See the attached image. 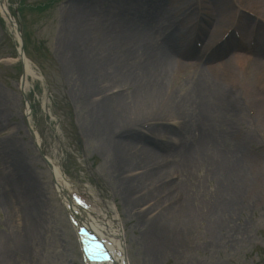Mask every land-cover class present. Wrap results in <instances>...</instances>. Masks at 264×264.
<instances>
[{
	"label": "rangeland",
	"instance_id": "rangeland-1",
	"mask_svg": "<svg viewBox=\"0 0 264 264\" xmlns=\"http://www.w3.org/2000/svg\"><path fill=\"white\" fill-rule=\"evenodd\" d=\"M2 1L14 17L24 45L27 44V56L36 73L27 79L26 94L32 105V114L27 118L25 100L20 90L21 63L12 41L10 24L0 14V120L3 121L0 130V264H81L76 235L68 222L53 177L29 135L28 120L39 136L44 154L68 176V183L72 187L88 186L97 192L111 216L119 215L127 231L133 264H264V121L259 120V109L264 107V80L259 76L253 78L251 72L246 71L248 62L264 66L263 58L246 54L249 47L253 49V44L254 47L259 46L264 40V22H261L263 18L257 20L244 14L243 9L264 16L262 10L251 6L246 0H229L228 6L233 9L231 17L223 32L214 39L215 43L220 41L226 31L233 27L231 22L234 20V31H238V37L243 39V44L239 41L234 47L245 51L235 53L234 59L243 68L239 70L251 76L246 85H230L229 90L235 94L230 106L234 117L224 120L225 125L221 127V131L228 134L216 137L207 134L208 140L201 139V134L194 135V131H200L194 125L196 122L188 127L186 139L179 130L172 132L173 121H179L185 110L183 107L181 112L180 105L174 102L167 105L170 111L162 109L148 116L158 118L166 115L167 120L162 121L165 123L162 128L155 126L152 128L153 134L146 135L151 127L144 122L137 126L142 130L141 134H129L130 131H125L134 127L128 125L120 131L122 134L107 138L112 141L108 147L103 144L104 141L98 142L99 139L96 140L87 128L92 113L91 99L82 89L80 76L68 74L60 60L58 36L59 33L63 34L62 37L65 34L64 17L68 14L70 17L71 10L76 8L79 0ZM116 1L117 4L115 0H100L99 4L106 11H113L114 15L122 9ZM119 2L124 8L125 0ZM193 3V25L199 20L201 27H197L196 32L204 28L207 41V34H211L219 20L216 22L210 0H193ZM134 19L149 21L146 15ZM193 36L195 34H189L190 39ZM207 43V49H211L210 43ZM205 48L200 49L202 53ZM213 57L210 60L214 62L223 59L215 60ZM216 65L204 64L200 69L193 68L181 74L175 69L170 70L169 75L174 74L175 77L170 85L174 93L173 101L183 96V84L187 79L189 81L191 78L189 83L196 86L199 77L209 78ZM209 82L213 83L212 80ZM75 90H79L80 94L76 96ZM194 107L197 108L191 107V113L194 109L199 111L197 105ZM137 136L146 137L148 141L139 139L137 152L149 150L160 155L153 164L155 167L172 165L167 171L169 179L172 173L180 175V179L182 175H190L185 189L180 182L178 184L183 196L172 189L169 191L175 200L184 198L180 201L188 208L186 214L192 213V206L199 213L203 212L198 220L191 216L193 233H188L184 245L180 244L179 250L169 254L164 251L157 255L155 252L158 259L150 249L151 225L147 217L151 218V215L144 212L154 201L149 195L152 193L151 185L146 184L142 191L135 183H128L134 195L136 192L147 193L139 201L141 206L133 199L136 207L124 202L117 191L122 179H119L118 172H114L119 160L113 158L111 152L117 147L128 149ZM9 144L20 148V160L24 163L18 180L16 176L10 177L5 167ZM159 145L163 147L157 149ZM192 150L201 158L195 167L186 171ZM134 156L139 155L135 152ZM232 162L235 171L229 181L236 183L238 178H243L248 186L245 194L238 195L240 198L235 217L226 222L225 216L216 207L218 198H224L220 177L226 174ZM21 181L28 185L25 201L17 193ZM127 208L131 210L126 211ZM157 239L164 248L163 237L157 236ZM3 254H7L10 261L5 263L1 258Z\"/></svg>",
	"mask_w": 264,
	"mask_h": 264
},
{
	"label": "bare ground",
	"instance_id": "bare-ground-1",
	"mask_svg": "<svg viewBox=\"0 0 264 264\" xmlns=\"http://www.w3.org/2000/svg\"><path fill=\"white\" fill-rule=\"evenodd\" d=\"M141 1L143 6L140 8L132 0H125L124 8L120 3L122 9L120 13L115 14L117 19L114 21L112 13L106 11L99 4L100 0H79L76 8L70 9V17L69 14L64 17L65 34L62 37L63 34L59 33L58 36L60 60L68 74L76 73L80 76L82 89L91 99L92 113L88 130L95 139L97 138L96 140L99 139L98 142L104 141L103 144L105 143L108 147L112 145V141L107 138L115 134H122L120 131L125 130L128 125L134 127L129 134L134 132L141 134L142 130H139L137 126L144 122L150 123L151 129L145 134H153L152 128L165 125L162 121L167 120V117L166 115L158 118L148 116L162 109L170 111L167 105L176 102L177 105H180L181 112L183 107L185 109L182 112L183 116L178 114L181 116L179 118L181 121L179 133L184 134L185 139L188 136V127L194 122H196L194 125L200 128L199 132L194 131V135L201 134V139L208 140L207 134H213L215 137L228 134L222 132L221 127L225 125L224 120L234 117L230 106L234 102L235 94L229 90L230 85L235 83L243 86L251 80L250 74H243L239 70L243 68H241V64L236 63L234 51H230L226 46L232 39H229L228 42L225 40L219 47L216 45L214 53L210 52L209 48L206 53L200 55L187 39V35L190 32L193 33L194 30L192 15L195 6L193 0ZM210 1L216 14V22L219 21L213 26L211 34L206 33L208 38L206 43L214 45L216 44L215 37L223 32L233 9L228 6L229 0ZM246 1L251 6L260 8L264 13V0ZM115 3L117 4L116 0ZM0 11L3 12L1 6ZM144 15L149 20L148 22L134 19V17ZM156 40L166 42L165 52L155 49ZM262 45H264V40L255 49L247 51L252 57H255L256 53L264 58ZM249 53L246 52L247 55H250ZM211 57L215 60L223 59L214 62L210 60ZM213 63H217V65L213 67L209 78L202 79L200 76L196 86L189 83L191 78L189 81L187 79L183 84V96L176 97L173 101L174 93L170 85L175 77L174 74L169 75L170 70L175 69L181 74L193 68L200 69L204 64ZM246 68L247 72H251L253 78L259 76L264 80L263 64L248 62ZM26 72L29 76L33 75L29 65H26ZM210 80L213 83L209 82ZM74 93L77 96L80 91L75 90ZM194 105L199 107V111L194 109L195 112L191 113V107L197 108ZM259 116V120L264 121V107L259 109ZM198 123L201 124V127ZM2 126L3 121L0 120V130ZM139 139L143 138L137 136L128 149L117 147L111 152L113 158L119 160L114 172H118L119 179H122L121 183L117 185V191L127 204L134 207L133 199H136L138 206H141L139 201L141 202L147 193L140 194L139 192L137 194L136 192L134 195L132 189L129 190L128 183H135L137 188L139 187L142 191V187L146 184L151 185L152 193L150 192L149 195L154 201L149 204V208L144 210L147 215H151V218L147 217V222H150L151 225L150 249L153 256H155V252L157 255L163 254L164 251L169 254L176 249L179 250V245H184L188 233H193L191 216L198 220L203 212L199 213L197 208L192 206V213L190 211L191 214H186L188 208L179 199H173L172 192L169 191L170 186L173 187L177 184L168 178L167 171L172 165L167 167L164 164L160 168L155 167L153 164L160 155L149 150L137 152V148L140 147ZM37 140L40 143V139L37 138ZM143 140L148 142L146 137ZM162 147L159 145L157 149ZM19 152L18 146L9 144L5 159L6 166L4 165L9 171V176L12 178L16 176L17 180L24 167ZM135 152L139 156H134ZM190 152V160L185 166L186 171L195 167L201 158L195 150ZM47 158L51 162V175L56 189L65 204L68 199L64 189L70 185L67 180L68 176L64 175L61 168L49 157ZM148 163L150 164L146 165ZM234 171V162H232L228 165L226 174L224 173L227 179L224 174L220 177L222 178L221 187L223 188L221 190L224 198L221 196L218 198L216 210L225 216L224 221L226 222H230L235 217L240 198L238 195L239 193L245 194V188L248 186L243 178H238L236 183L229 181V178L234 177ZM138 172L140 173L138 174ZM124 174L125 176H123ZM181 178L179 182L185 189L190 182V175H182ZM63 183H65L64 188ZM17 189L21 199L27 200L28 185L21 181L18 183ZM129 210L131 209H126V211ZM145 213L144 216H146ZM101 222H92L91 226L95 231L103 233L101 235L108 242H112L110 249L115 253V249L119 245L118 241L122 242V238L118 236L112 225L115 223L119 225V223L117 220L109 219L108 215L102 226H100ZM157 236L163 237L164 248ZM114 255L116 260L120 259L119 254ZM1 258L5 263L7 260L10 261L7 254L1 255ZM155 258L158 259L159 256H155Z\"/></svg>",
	"mask_w": 264,
	"mask_h": 264
}]
</instances>
